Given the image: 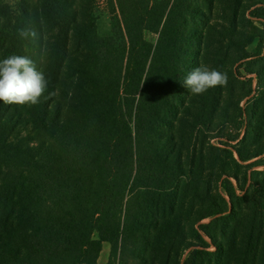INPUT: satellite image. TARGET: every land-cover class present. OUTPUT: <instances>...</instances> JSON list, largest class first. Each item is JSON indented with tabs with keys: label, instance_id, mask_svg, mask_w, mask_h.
Here are the masks:
<instances>
[{
	"label": "trees",
	"instance_id": "obj_1",
	"mask_svg": "<svg viewBox=\"0 0 264 264\" xmlns=\"http://www.w3.org/2000/svg\"><path fill=\"white\" fill-rule=\"evenodd\" d=\"M114 1L133 59L142 45L153 0ZM95 2L18 0L14 11L0 0V60L26 56L49 80L36 105L0 101V264H98L104 242L112 245L107 264H129L131 251L137 264H168L163 252L171 255L178 243L175 202L186 174L177 135L172 134V142L165 141L167 122L162 113L182 108L194 116L196 109V117H203L208 97L215 102L222 97L220 90L224 93L223 85L210 88L209 96L193 95L182 87L183 41L190 37L197 49L187 57L189 72L212 57L209 68L226 73L222 60L226 52L220 54V47L208 42L218 34L206 11L211 0H173L139 96L93 88L95 74L106 65L100 64L94 49ZM249 14L263 29L251 23L253 39L260 42L254 55L243 47L240 61L247 65L264 62V0L252 3ZM246 72L256 75L263 90L260 99L254 97L241 111L249 126L256 119L257 104L264 101V65ZM177 122L183 124L182 118ZM257 124H263L261 117ZM34 134L38 143L24 140ZM154 136L161 140L152 141ZM226 147L211 148L236 161ZM258 174H246L243 185L239 179L234 184L229 176L222 179L220 199L203 206L204 212L195 219L193 230L201 248L193 245L182 264H200L201 254L211 246L205 235L212 238L210 223L201 222L228 220L238 191L247 183L251 203L264 213ZM137 188H142L139 193ZM180 257L179 249L173 264L180 263Z\"/></svg>",
	"mask_w": 264,
	"mask_h": 264
},
{
	"label": "rangeland",
	"instance_id": "obj_2",
	"mask_svg": "<svg viewBox=\"0 0 264 264\" xmlns=\"http://www.w3.org/2000/svg\"><path fill=\"white\" fill-rule=\"evenodd\" d=\"M3 1L14 11L16 10L18 0ZM255 1L258 0H211V4L206 3L211 26H216L218 31L214 39L211 36L208 42L220 47L218 50L220 54L226 52L222 55L227 74V83L222 86L224 93L220 90L222 99L214 102V98L205 92L204 95L209 97L206 104H203L204 115L199 118L196 117L198 115L196 109H194V116L187 112L184 113L182 108H169L168 111L162 113L167 122L165 141L172 142V134L177 135L181 149L179 160L184 165L183 173L186 174L182 179L184 182L175 202L176 213L179 216L177 219L179 224L175 231L178 243L172 249L171 255L163 252L168 264L174 263L179 249L181 257L178 264H182L183 258L193 245L201 248L193 230L195 219L204 212L203 206L220 199L223 178L231 177L230 180L234 184L239 179L243 185L246 174L250 175L253 171H259L257 180L264 193V101L257 104L256 119L252 120L249 126L241 117V111L247 103L254 97L262 96L263 92L259 88L256 75L248 74L246 69L257 70L263 67L264 62L258 61L247 65V62L240 61L245 45H247L246 50L252 55L258 52L260 40L259 38L253 39L255 31L251 23L260 29H263V26L255 22L249 14L250 5ZM172 3L173 0H153L152 9L145 23L142 45L133 59H130L129 53H126L128 50L126 35L115 1L96 0L93 13L98 40L94 44V49L100 59V64L106 63V65L95 74L93 88L95 87L102 93L111 92L108 94L123 92L140 95L146 75L153 67L158 40ZM190 20L194 21L191 18ZM187 29L190 30L191 27ZM251 40L252 42L248 44ZM183 45L185 58L182 59H184L186 77L191 61L187 60V57L195 53L197 45L191 37L183 41ZM211 58L206 57L207 61H202V64L210 65ZM237 69H240L239 73L236 72ZM167 94L172 100L173 91L169 89ZM260 117L263 119L262 125L257 124ZM176 118H182L183 124L178 123ZM199 120H202L204 124L197 125ZM237 135V140L230 141ZM24 140L27 143H38V135L25 136ZM160 140L161 138L155 136L152 139L154 142ZM227 143H229L228 146ZM213 145L222 148L227 146L226 148L233 152L236 161L228 153L215 154L211 148ZM177 152H179L178 149H176ZM239 155L243 157V160ZM256 155L258 157H255ZM173 156L171 154V158ZM258 160L262 163L258 166L253 165ZM200 177L203 180L198 181ZM199 184L201 187L198 186ZM139 189L142 188H137L138 193ZM250 193L249 183L245 185L243 191H238L235 204L233 203L234 213L228 220L210 218L201 222L210 223L209 233L212 238L205 235L211 246L201 254L200 264H264V213L254 208ZM165 233L167 236L170 235L167 231ZM111 252L112 245L110 244L107 262ZM251 256H255V263L251 262ZM127 260L129 264H137L136 253L129 252Z\"/></svg>",
	"mask_w": 264,
	"mask_h": 264
},
{
	"label": "clouds",
	"instance_id": "obj_3",
	"mask_svg": "<svg viewBox=\"0 0 264 264\" xmlns=\"http://www.w3.org/2000/svg\"><path fill=\"white\" fill-rule=\"evenodd\" d=\"M226 83L225 72L200 64L184 78L182 87L193 95H202L210 88ZM48 85L49 80L44 71L38 70L28 57L10 55L0 60V101L5 104L36 105L47 91Z\"/></svg>",
	"mask_w": 264,
	"mask_h": 264
},
{
	"label": "bare ground",
	"instance_id": "obj_4",
	"mask_svg": "<svg viewBox=\"0 0 264 264\" xmlns=\"http://www.w3.org/2000/svg\"><path fill=\"white\" fill-rule=\"evenodd\" d=\"M110 253V243L106 242L100 254L98 264H106Z\"/></svg>",
	"mask_w": 264,
	"mask_h": 264
},
{
	"label": "built area",
	"instance_id": "obj_5",
	"mask_svg": "<svg viewBox=\"0 0 264 264\" xmlns=\"http://www.w3.org/2000/svg\"><path fill=\"white\" fill-rule=\"evenodd\" d=\"M126 53H128V50L126 51ZM100 92V91H99ZM106 92L105 94H108V93H111V92H107V91H104ZM123 93V92H122ZM117 94H121V93H117Z\"/></svg>",
	"mask_w": 264,
	"mask_h": 264
},
{
	"label": "crops",
	"instance_id": "obj_6",
	"mask_svg": "<svg viewBox=\"0 0 264 264\" xmlns=\"http://www.w3.org/2000/svg\"><path fill=\"white\" fill-rule=\"evenodd\" d=\"M99 28L101 29L102 27H100V24H99Z\"/></svg>",
	"mask_w": 264,
	"mask_h": 264
}]
</instances>
